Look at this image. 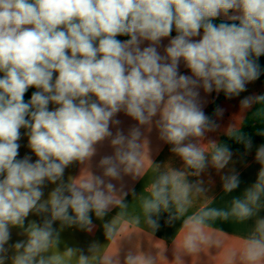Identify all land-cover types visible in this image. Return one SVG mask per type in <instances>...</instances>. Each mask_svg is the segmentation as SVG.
<instances>
[{
	"label": "clouds",
	"instance_id": "clouds-1",
	"mask_svg": "<svg viewBox=\"0 0 264 264\" xmlns=\"http://www.w3.org/2000/svg\"><path fill=\"white\" fill-rule=\"evenodd\" d=\"M221 15L238 24H214ZM173 29L176 35L161 55V41ZM261 55L264 0H0V264H6L10 248L11 264H67L73 256L89 264L82 249L67 247L62 255L50 250L59 247L66 227L91 233L90 213L103 220L113 206L127 207L128 193L112 181L139 175L143 126L158 130L191 175L199 177L209 166L225 169L233 152L207 136L219 123L203 110L200 90L239 96L261 76ZM181 61L190 75L180 73ZM30 87L38 91L25 102ZM239 103L244 109L264 106V94ZM50 104L56 107L50 110ZM121 112L137 122L126 134L116 119ZM223 112L217 108L214 115L222 118ZM261 114L264 107L257 110ZM22 128L35 162L28 155L17 158ZM205 139L207 145L201 143ZM234 139L251 150L246 134ZM105 140L113 154L99 160L102 175L66 183L65 169L90 160ZM255 160L261 165L255 183L230 207H203L184 219L188 253L211 242L207 221L255 217L241 256L247 264L264 262V218L258 216L264 208V145ZM220 179L227 193L241 183L234 168ZM46 183L55 187L42 199ZM203 183L189 181L182 170L160 172L141 200L145 222L156 230L163 213L168 224L184 216L191 197L205 191ZM30 214L41 222L26 226ZM56 221L59 228L53 227ZM116 223L102 225L106 238L115 234ZM12 228L22 229L26 239L9 245ZM97 248L92 243L88 252ZM105 264H111L109 257ZM125 264H154V258L129 252Z\"/></svg>",
	"mask_w": 264,
	"mask_h": 264
},
{
	"label": "crops",
	"instance_id": "crops-1",
	"mask_svg": "<svg viewBox=\"0 0 264 264\" xmlns=\"http://www.w3.org/2000/svg\"><path fill=\"white\" fill-rule=\"evenodd\" d=\"M230 15L234 14L232 12ZM214 20L229 21L223 15ZM238 22V21H235ZM201 32V36H202ZM173 36L163 38L158 51L164 54V48ZM200 37H194L198 40ZM148 46L145 41L141 47ZM181 74L190 75V70L184 67L183 61L179 66ZM56 74H54L55 77ZM2 76V73H0ZM247 90L240 93L239 96L228 98L224 95L220 99L223 92L210 94L200 90L203 110L209 116L217 119L219 128L215 132L208 133L207 136L212 140L220 143L224 137L240 130L252 109H244L240 106V100L249 95H259L264 91V85L260 78L254 82H250L246 86ZM38 91V89H37ZM55 105H49V109H53ZM217 108L224 110L222 118H216L214 113ZM116 119L121 121L118 126L125 134L129 128L137 122L126 116L123 112L118 113ZM155 119V118H154ZM113 133L116 127H112ZM26 129H21V139L18 159H22L25 155L31 157V161L35 162L37 157L32 153L28 145V137L25 134ZM142 168L139 175L125 174L122 181H112L117 187L123 188L128 195L125 197L127 207L121 209L119 206H113L108 214L101 219H97L94 213H90L94 230L91 233L82 231L77 227H66L60 234L61 243L58 248L50 250V254L62 255L67 247L82 249L84 253L90 257L89 264H105V257L111 259V264H125V256L131 252L134 255L144 256L151 255L154 258V264H247L242 259V251L245 241L249 237L255 223V217L247 221H237L234 218L228 220L216 219L209 220L204 228L205 235L210 237V243H203L197 253H188L183 247V240L188 229L184 226L183 221L192 213L203 207H215L219 209H227L230 207L234 197L241 196L246 188L255 183L261 165L255 160V153L260 145H264V140L260 143L252 144L251 150L232 151L233 156L230 164L222 170H216L209 166L199 177L191 175L193 171L184 165L182 159L170 151L171 145L165 143L159 138L158 130L154 126L142 127ZM203 145H207V139L202 140ZM113 149L110 142L105 140L102 144L97 145V154L90 160L83 163L74 162L68 166L64 172V181L71 183L75 180L86 178L88 175H102V169L99 167V160L105 155H112ZM230 168H234L239 173L240 185L231 193H227L223 189L220 177L228 173ZM169 169H178L186 173L189 181L195 182L197 179L203 180L205 191L200 194H194L191 197V205L187 213L173 223H166L167 213H163L159 220V228L153 230L146 222L143 215L141 200L149 193L147 189L156 179L160 172ZM55 187L54 184L46 183L44 187V196L47 199L50 191ZM119 192L117 198H119ZM264 202V197H262ZM123 212V215H121ZM259 218H264V208L258 213ZM139 223H136V218ZM42 218L35 214H30L26 218L27 224L35 221L41 222ZM116 220V232L111 239L106 238L102 225L106 222ZM59 221L54 222L53 227L59 228ZM26 239L23 230L19 228L11 229V239L9 245L19 240ZM95 243L98 248L94 253H89V246ZM7 246V245H6ZM14 249L7 253L9 259L6 264H11V256ZM67 264H78L76 256L67 261ZM264 264V262H262Z\"/></svg>",
	"mask_w": 264,
	"mask_h": 264
},
{
	"label": "trees",
	"instance_id": "trees-1",
	"mask_svg": "<svg viewBox=\"0 0 264 264\" xmlns=\"http://www.w3.org/2000/svg\"><path fill=\"white\" fill-rule=\"evenodd\" d=\"M214 24H219L222 22L225 23H233V22H227V21H222V20H213L212 21ZM237 23L238 22H234ZM202 32V30H201ZM176 32L173 29L172 33L170 36H175ZM129 37L127 36H118L117 39L124 41L127 40ZM258 63L260 64V67L262 69V74L259 77L261 83L264 85V55H261V57L258 58ZM37 91L36 88L30 87L28 91L25 93L24 100L27 102L30 98L33 92ZM264 94V91L263 93ZM224 97V93L220 96V99ZM264 106L261 105H255L252 111L247 115L242 128L231 135L224 137L220 143L226 144L229 146L231 151H244V145L241 143H237L234 139L235 136L239 135L241 132L249 136L252 140V144L255 143H260L264 140V135H261L260 133H264V114L257 115V110L261 109Z\"/></svg>",
	"mask_w": 264,
	"mask_h": 264
}]
</instances>
